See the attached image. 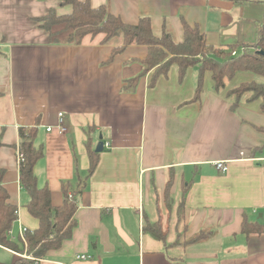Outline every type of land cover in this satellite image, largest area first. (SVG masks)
<instances>
[{
	"label": "crops",
	"instance_id": "1",
	"mask_svg": "<svg viewBox=\"0 0 264 264\" xmlns=\"http://www.w3.org/2000/svg\"><path fill=\"white\" fill-rule=\"evenodd\" d=\"M90 1L129 24L149 16L157 34L167 28L179 42L186 22L209 45L238 44L237 51L256 42L264 19L262 1ZM51 8L72 11L59 0H0V167L27 229H37L39 221L20 185L19 128L37 126L35 144L44 156L35 174L55 206L63 203L64 182L75 186L88 175V139L96 150L102 135L104 146L79 196L71 236L38 263L264 264V232L242 231L244 221L264 224V149L253 152L264 143L254 128L264 126L260 100L231 109L208 73L201 99L191 101L195 67L181 78L173 65L153 86L151 72L134 79L144 69V45L113 55L121 39L103 43V35H88L81 44H53L36 20ZM252 78L238 73L228 88ZM59 112L67 131H48ZM216 161L226 162L227 171ZM155 222L166 243L146 231ZM202 229L212 230L209 239L176 243ZM78 254L92 258L79 260ZM21 256L0 245V264Z\"/></svg>",
	"mask_w": 264,
	"mask_h": 264
},
{
	"label": "trees",
	"instance_id": "2",
	"mask_svg": "<svg viewBox=\"0 0 264 264\" xmlns=\"http://www.w3.org/2000/svg\"><path fill=\"white\" fill-rule=\"evenodd\" d=\"M240 2L264 0H236ZM62 6L70 5L72 11L68 14H58L55 8L36 18L40 27L48 34L53 44H81L88 35H103V43L121 39V45L113 49V55L129 45H144L148 54L142 63L144 69L141 76L150 74V85H155L161 77L168 76L173 65L178 68L179 77H183L189 68H196V88L191 101H199L205 86V78L209 73L214 90L225 91L231 102V109H236L242 101L260 100L264 111V55L258 50H264V19L258 25L256 42L242 48L233 55L238 44L222 47L209 45L205 35L198 27H192L184 22V39L176 41L173 34L164 28L157 34L152 27L149 16H143L136 24L126 23L113 14L107 5L92 6L90 0H59ZM238 73L253 75L250 81L228 88ZM264 135V126H254ZM92 131L95 128H91ZM37 126L19 128V151L23 157L19 161V180L21 188L28 195L26 203L29 213L38 219L39 227L27 231L28 246L24 247L19 239H11L8 230L14 227L17 219L18 206L11 200L10 194L3 186L5 170L0 167V245L10 248L30 258L20 257L14 264H39L38 261L47 256L48 252L57 249L68 239L76 224L74 218L79 203V196L86 187L87 176L91 175L98 164L99 155L95 150L92 136L87 147L90 157V167L85 179H80L77 185L64 182L63 203L55 206L52 203L51 190L45 185L40 187L35 174V165L44 156V148L35 144ZM1 146V142H0ZM264 149V143L254 149V153ZM153 237L166 243V234L158 222L147 223L145 227ZM242 231L248 233L264 232V224H254L244 221ZM212 230L202 229L191 238L177 244L197 243L209 239Z\"/></svg>",
	"mask_w": 264,
	"mask_h": 264
},
{
	"label": "built area",
	"instance_id": "3",
	"mask_svg": "<svg viewBox=\"0 0 264 264\" xmlns=\"http://www.w3.org/2000/svg\"><path fill=\"white\" fill-rule=\"evenodd\" d=\"M238 52L239 51L235 50V51H233L232 54L236 55V54H238ZM63 116H64L63 112H59L57 124L55 126H48L47 130L51 131L54 127H57L61 132H66L67 127L65 125V121H64ZM22 157H23V154L18 149V163ZM214 164L216 165L217 169H219L222 172H226L228 169L226 162H224V161H216V162H214ZM263 220H264V210H263ZM15 224H17L16 229H15ZM27 231H28V229L23 225V223L20 219L19 208H18L17 219L15 220L14 227L11 228L10 230H8V235L11 239H19L21 241V243L23 244V246L27 247L28 246L27 237H26ZM76 258L79 260H87V259L92 258V256L90 254H78V255H76Z\"/></svg>",
	"mask_w": 264,
	"mask_h": 264
},
{
	"label": "water",
	"instance_id": "4",
	"mask_svg": "<svg viewBox=\"0 0 264 264\" xmlns=\"http://www.w3.org/2000/svg\"><path fill=\"white\" fill-rule=\"evenodd\" d=\"M258 52L262 55H264V50H258ZM103 146H104V142H103V137L102 135L100 136V142L98 144V146L96 147V151L97 152H101L103 151Z\"/></svg>",
	"mask_w": 264,
	"mask_h": 264
},
{
	"label": "rangeland",
	"instance_id": "5",
	"mask_svg": "<svg viewBox=\"0 0 264 264\" xmlns=\"http://www.w3.org/2000/svg\"><path fill=\"white\" fill-rule=\"evenodd\" d=\"M230 82H228V84H229ZM23 256L22 257H24V258H30V256L29 255H27V254H22Z\"/></svg>",
	"mask_w": 264,
	"mask_h": 264
}]
</instances>
